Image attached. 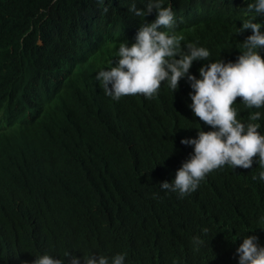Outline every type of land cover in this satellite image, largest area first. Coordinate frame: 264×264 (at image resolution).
Returning <instances> with one entry per match:
<instances>
[{"label": "clouds", "instance_id": "obj_1", "mask_svg": "<svg viewBox=\"0 0 264 264\" xmlns=\"http://www.w3.org/2000/svg\"><path fill=\"white\" fill-rule=\"evenodd\" d=\"M127 11L139 19H127ZM91 16L96 17L89 21ZM107 19L119 33L115 41L117 54L108 61L99 51L106 40L107 30L102 27L110 24H103ZM89 22L98 29L92 32L93 39L87 37ZM78 26L80 41L75 34ZM82 29L86 31L84 35ZM100 35L105 36L100 39ZM52 37L53 45L44 48L43 44ZM181 40L188 44L181 46ZM212 42L214 45L209 47ZM230 43L233 49L228 48ZM5 49L9 51L0 54V94L6 90L0 108V181H7L8 188H0V206L13 205L24 213L18 199L27 196L39 220L55 215L56 203L51 199L37 201L38 197L52 195L57 186H67L63 176L74 169L77 161L84 160L63 154L60 147L77 148L109 138L120 120L110 123L114 112L106 113L114 108L110 100H118L123 116L134 121L128 129L133 148L153 125H158L165 135L171 128L172 133L187 134V138L172 142L182 148V152H174V159L180 156L172 169L174 178L160 183L162 190L178 192L175 198L182 196L179 225L185 235L176 237V248L169 252L172 261L214 264L216 256L223 264H264V234L249 231L253 233L237 237L242 240L238 245L233 237L218 230L215 216H211L212 221L201 216L203 210L195 201L190 205L189 198L198 185L202 190L209 189L212 181L207 173L214 169L218 199L232 188L242 193L241 187L253 184L250 180L258 182L253 187H264V126L258 123L264 116V0H8L0 12V50ZM218 52L223 56H215ZM210 56L213 61H209ZM5 61L11 62L9 66H2ZM61 70L66 75L60 80L56 97L50 90L57 80L56 71ZM88 70L95 81L87 75ZM16 71L24 85L6 81ZM91 84L102 92L97 100ZM180 89L188 90V95ZM8 101L14 103V110H9ZM26 101L31 102L28 109ZM73 109L82 117L94 119L96 126L105 128L106 135L99 136L80 121L71 122ZM10 112L15 124L9 122ZM132 147L126 144L123 153L130 157ZM6 149L9 151L4 153ZM230 167L235 168L234 175H230ZM244 169L250 177H245ZM78 177L84 182L80 192L90 190L95 194L104 183L91 165L84 167ZM29 182L35 186L30 187ZM252 195L257 210L261 208L258 211L264 214V199L256 191ZM79 199L87 200V196ZM46 201L54 209L43 214L39 208ZM164 218L155 217L154 222L161 225ZM79 238L65 234L63 250L53 246L42 255L34 246L31 254L29 250L24 252V264H146L149 260L126 251L83 256L87 247L79 250ZM116 241L112 233L109 249ZM7 249L13 250L8 243L0 246V264H14L5 254ZM146 251L154 254L153 248ZM185 254L188 262L182 261Z\"/></svg>", "mask_w": 264, "mask_h": 264}, {"label": "trees", "instance_id": "obj_2", "mask_svg": "<svg viewBox=\"0 0 264 264\" xmlns=\"http://www.w3.org/2000/svg\"><path fill=\"white\" fill-rule=\"evenodd\" d=\"M7 1L0 0V12L5 10ZM81 1L87 2V0ZM69 7L71 6L69 5ZM61 11L63 14L64 9ZM59 23L60 20L56 22V24ZM196 31L199 33L205 30ZM210 45H214V42ZM218 49L222 50L223 48ZM4 65L5 62L2 63V66ZM120 115L123 114H117V116ZM117 116H114V119L122 122V119ZM123 118L131 122L130 119L124 116ZM82 121V124L96 130L94 119L82 117ZM9 122L16 123L11 112ZM120 122H116V124ZM258 123L261 124L259 121ZM132 124L134 125V123ZM117 130L120 129L110 133L109 138L102 137L81 147H60V151L65 155H73L89 161L93 171L104 178L100 192L95 194L90 190L77 192L76 186L79 178L65 174L62 180L67 186H57V192L50 194V197L61 202V205L56 202L55 215L30 222L28 215L16 211L13 205H1L0 246L8 243L13 250L24 253L22 250L26 252L34 247L35 236L43 235V243L50 241L58 249L63 250V237L65 234L71 233L80 236L82 248L87 247L83 256H87L91 252L111 255L126 251L149 259L146 264H182L179 260L173 262L169 254L176 248L175 239L178 235V225L182 223V210L171 207L168 202L178 192L156 188V178L151 175V173L158 175L161 171L156 167L171 170L174 167V153L168 140L164 138V131L158 125L146 129L145 138L136 144L129 157L122 150L127 144L126 140H123V137L127 138V131L121 134ZM110 140H115L117 143L115 147L111 145ZM108 151L111 152V158L105 157V152ZM122 159H128L131 162L120 166L121 162L119 163V161ZM234 174L235 172L230 170V175ZM216 176L217 172L210 178L215 181ZM217 180L225 182L223 178L217 177ZM249 182L253 183L249 188L241 187L244 192L237 194L236 188H232L219 199L217 196L219 185L216 183L211 184L209 189L203 190L198 185L189 196L192 199L198 197L210 199L206 208L199 204V209L203 210L201 216H206L209 221L212 220L211 216H215L218 230L227 237H233L238 245L242 240L237 237L253 233L249 231L254 230V234H264V230H261L264 229V214L257 210L255 198L252 195L256 191L263 198L264 187L255 188L253 185L257 182L254 183V180ZM82 195L83 198L87 196V200L79 199ZM77 202L81 204L73 207ZM164 208H167L171 215L164 214ZM60 212L63 218L57 216ZM132 215L137 219L130 220L129 217ZM158 216L165 217L161 225L154 222V218ZM227 219L230 220L228 223L225 222ZM33 225L36 226L35 229L32 228ZM115 229L116 231H114ZM119 232L122 234L119 235ZM112 233L116 236L117 241L109 249V239ZM55 240L58 241L55 242ZM207 243L209 240L206 241ZM46 247L47 245L42 247L39 255L44 254ZM147 248H153L154 254L146 251ZM182 261L188 262L186 254L182 255ZM132 264L143 263L134 261Z\"/></svg>", "mask_w": 264, "mask_h": 264}, {"label": "bare ground", "instance_id": "obj_3", "mask_svg": "<svg viewBox=\"0 0 264 264\" xmlns=\"http://www.w3.org/2000/svg\"><path fill=\"white\" fill-rule=\"evenodd\" d=\"M96 16H91L90 18H89V21H92L94 18H95ZM176 19V18H175ZM188 19V18H187ZM182 20L183 21H187V20H184V18H182ZM195 22V21H194ZM91 22H89L87 25H88V27H89V34H91V39H93V38H95V37H93L92 35H93V31H97L98 29L96 28V26L94 25V27L95 28H92V25L90 24ZM107 23H111V20L110 19H107V20H104V22H103V24H107ZM175 23H176V20H175ZM56 30L58 31V29H59V24H56ZM106 27H102V29L104 30ZM110 30H112V29H110ZM235 31H236V28H233L232 29V33L234 34L235 33ZM78 33H79V26H78V28H77V30H76V32H75V34H76V40L77 41H80L81 39L77 36L78 35ZM84 33H86V31L85 30H83L82 29V34L84 35ZM195 33H198L197 31H195ZM88 34V33H87ZM117 34H119V33H117ZM239 34V33H238ZM90 36V35H89ZM95 36V35H94ZM105 35H100V39H102L103 37H104ZM90 39V40H91ZM98 40V38H96V41ZM102 41V40H101ZM181 46H184V45H186L187 43L185 42V41H183V40H181ZM53 44H50V46H52ZM213 45H209V47H212ZM76 49V48H75ZM242 49V48H241ZM9 50L8 49H5V50H0V54L2 55L3 53H5V52H8ZM114 54H117V50H116V46L114 47ZM235 54V53H234ZM215 56H223V54L222 53H217ZM226 56V55H225ZM85 58H87V60H88V57H87V55H85ZM73 59H75V57H73ZM214 60V57H212V56H210L209 57V61H213ZM11 62L10 61H5V65L3 66V67H5V66H9V64H10ZM86 70L87 69H89V65L88 64H84V66H83ZM11 70H12V68H11ZM14 70V69H13ZM54 69L52 68L51 69V71H49L48 72V74H50L52 71H53ZM191 72V71H190ZM192 74H193V72H191ZM66 75V73L63 71V70H61V71H56V74H55V77H57V80L56 81H54L55 80V77H50L53 81H54V83H53V85H54V88H53V86L52 87H50V88H48V89H52V91L50 90V93H53V95H59V94H55V91L56 90H58L59 89V83H60V80L64 77ZM87 75L89 76V78H91L93 81H95V76L93 75V77L90 75V71L88 70L87 71ZM195 75V74H194ZM18 77H20V73L18 72V71H16V72H14L13 74H10L9 76H7V78H5L6 79V81L7 82H12V83H16V84H18V85H24L23 84V82H21L20 80H19V78ZM184 81H182V83H183ZM92 85V88H94L95 90H94V93H97V95H96V97H95V99L97 100L98 98H99V94H102V92L100 91V90H97L98 89V87H97V89H96V86L94 85V84H91ZM33 88V87H32ZM65 89V87H63V90ZM33 90H35V89H33ZM181 90V93H183V95H188V93H189V91L188 90H185V89H180ZM5 95H6V90L4 89V90H2V92H1V94H0V108H1V106H2V104H3V102H4V100H5ZM178 95H181V94H178ZM103 99H105V98H102V100ZM22 100H25V99H22ZM166 100V99H165ZM23 103L25 104V101H23ZM95 106H97V104L95 103ZM174 107H178L177 106V104H174L173 105ZM29 107H27V109H28ZM15 109V107L11 104V106L9 107V110H14ZM27 109H25V110H27ZM71 114H72V118H71V122H77V121H80V122H83L82 121V116H81V114H80V112L78 111V110H76V109H73L72 111H71ZM89 114L91 115V113L89 112ZM150 117H156V116H154L153 114H148ZM92 116V118H93V115H91ZM259 122L261 123V125H263L264 126V116L263 117H261V119L259 120ZM109 125H112V124H110V123H108ZM7 125V128H8V124H6ZM123 125V126H122ZM122 126V127H121ZM130 126H133V124H132V122H125V121H123L122 123H119L118 125H117V129H120V130H117V131H120V133L121 134H123L127 129H129V127ZM195 126V125H194ZM113 128H114V126H113ZM105 128H102L100 125H97V128H96V131L97 132H99V136H105L106 134H105V130H104ZM114 129H116V126H115V128ZM168 129H170V128H168ZM86 133H88V132H86ZM86 133H84V134H86ZM94 136V135H93ZM128 138H124L123 137V140H126V142H127V145L128 146H130V147H132V143H131V141L129 140L130 139V137L129 136H127ZM164 138L165 139H167L168 140V142H169V144H170V147L172 148V151H173V153L174 152H176V150H180L181 152H182V148L178 145V144H174V143H172L174 140H175V138H179V139H182V138H187V134H183L182 133V131L181 132H175V133H172V128H171V132H170V130H169V133H167L165 136H164ZM110 143H111V145L113 146V147H115L116 146V142H115V140H110ZM135 148H133L132 147V151L134 150ZM9 150L8 149H6L5 150V152L4 153H7ZM186 152H187V155H189L191 152L189 151V149H186ZM105 154H106V156L105 157H107V158H111L112 156H111V152H105ZM178 159H180V156L179 157H177L176 159H174V161H176V160H178ZM124 162V163H126V162H131V161H128V159H122L121 161H119V163L120 162ZM38 164V163H37ZM91 164L89 163V161H86V160H79V161H77L76 163H75V167H74V169L72 170V171H70V173H66V174H68V175H70V176H77L78 177V174H81V172H82V169L84 168V167H86V166H90ZM157 169H160L161 171H162V175L161 176H159V175H156V174H153V173H151V175H152V177L153 178H156V185H155V187L156 188H160V183H162V182H164V181H171L173 178H174V171L173 170H171V169H169V168H159V167H156ZM57 169H61V167H58ZM36 170H39V168H37ZM230 170H232V171H234L235 173H236V170H235V168L233 169V167H230ZM215 169L214 170H212L211 172H209V173H207L208 174V177H209V179L212 181V184H215L214 183V181L210 178V177H212L214 174H215ZM13 175V173L11 172V176ZM13 176H16L15 174L13 175ZM21 176H24V175H21ZM248 174H246L245 175V177L246 178H248ZM26 178V177H25ZM79 178V177H78ZM6 182L7 181H0V188L1 189H3V190H6V188H8L5 184H6ZM255 182V181H254ZM258 183V182H257ZM43 184V182L42 183H39L38 185H42ZM84 184V182H83V178H79V182H78V185L76 186V189H77V192H80V189H81V187H82V185ZM28 185L30 186V187H33V186H35V183H33V182H29L28 183ZM257 188V187H256ZM242 190V189H241ZM242 192H244V190H242ZM176 195H179L178 193L176 194ZM179 198H173L172 200H170L169 202H168V205H170L171 207H173V208H176V209H180V210H182V208H183V206H182V196H178ZM181 197V198H180ZM39 199H42V200H47V199H51V200H53V202L54 203H56V202H59V204L61 205V202H60V200H58V199H55V198H52V197H50V194L49 193H45V195H41L40 196V198L38 197V200L37 201H39ZM263 199H264V197H263ZM179 200H180V205H179ZM193 201H195V202H197L198 204H200V205H202V206H204L205 208L207 207V205L210 203V199H208V198H203V197H198V198H194V199H192V198H190V205L193 203ZM18 203H19V205H21V209L24 211V214H26V215H28V220L30 221V222H33V221H38L39 219L36 217V211H35V209L34 208H32L29 204H28V199H27V196H22L21 198L19 197V199H18ZM154 208H156V207H154ZM154 208H152V209H154ZM53 207L51 206V204H48V202L46 201V204H44V205H42V207H40L39 208V211L41 212V213H43V214H45L47 211H53ZM96 211H98V210H96ZM137 213V212H136ZM163 213L164 214H166V215H171L170 214V211L167 209V208H164V211H163ZM180 214H181V212H180ZM57 216H60V217H62L63 218V216L61 215V212H60V214L58 213L57 214ZM129 219L130 220H136L137 218H136V216H134V215H132V216H130L129 217ZM212 221V220H211ZM228 221H230V220H225V222L226 223H228ZM42 227V226H41ZM32 228L33 229H35L36 228V226L35 225H33L32 226ZM43 228V227H42ZM128 234V233H127ZM42 236L43 235H41V236H39V237H37V236H35L34 237V246H37V247H39L40 248V252H41V249H42V247L43 246H46L47 245V247L46 248H49V247H55L56 248V246L55 245H53V243L52 242H50V241H48L47 243H43V238H42ZM68 237H71V235H68ZM80 239V238H79ZM58 240H55V242H57ZM79 244V250L80 249H82V246H81V241L78 243ZM69 245H70V247H72V248H74L73 247V245H72V243H70V241H69ZM10 248H12V246L10 245ZM32 248L33 247H31V249H29V253L31 254L32 253ZM16 252V253H15ZM5 254L7 255V257H9V259H11L12 261H13V263L14 264H19V261L21 260L22 261V264H24V262H26V254H24V253H22V252H20V251H17V250H9V249H7L6 251H5ZM9 254V255H8ZM40 254V253H39Z\"/></svg>", "mask_w": 264, "mask_h": 264}, {"label": "water", "instance_id": "obj_4", "mask_svg": "<svg viewBox=\"0 0 264 264\" xmlns=\"http://www.w3.org/2000/svg\"><path fill=\"white\" fill-rule=\"evenodd\" d=\"M140 17V16H139ZM139 17L138 16H135L134 14H131V13H129V11H127V15H126V18L127 19H129V20H131V21H137L138 19H139ZM186 19V18H185ZM91 25H93L92 23H90ZM93 27H94V25H93ZM110 29H112V30H110ZM88 31V38H90L91 37V34H89V27H88V29H87ZM105 30H107V36H106V40H105V43L100 47V49H99V51L101 52V55H102V57L106 60V61H108V58L110 57V56H113L114 55V47H115V41H116V39H117V36L119 35V34H117L118 33V31H117V29H116V27L114 26V24L113 23H110L109 25H108V27H106L105 29H104V31ZM56 32H59V29H58V31H56ZM90 35V36H89ZM48 37V35L46 36V38ZM54 37H55V35H54ZM59 41V40H58ZM61 42V41H60ZM53 43V37H52V39H50V41H49V43L47 44V42H45L44 44H43V47L44 48H49V47H51L50 46V44H52ZM29 49H31L30 47H29ZM38 65H40V64H44V66H46V64L45 63H43V62H38L37 63ZM109 65L110 66H113L112 65V62L111 63H109ZM62 100L63 101H65V98H62ZM102 101V100H101ZM7 105H8V108L11 106V104L14 106V103L13 102H10V101H8L7 103H6ZM101 104H102V102H101ZM31 105V102L30 101H26V106L27 107H29ZM118 118L119 119H122L121 121L123 122V121H127V120H124V118H123V115H120V116H118ZM110 121V123H113L114 121H115V119H112V120H109ZM122 122H120V123H122ZM118 125V124H117ZM117 125H116V129L118 128L117 127ZM114 128H115V126H114ZM83 135V134H82ZM34 179H38V176L36 175V174H34ZM50 178L48 177V178H46V180H42V181H47V180H49ZM37 191H40V189L39 188H37ZM29 249V248H28ZM23 252H25V250H22Z\"/></svg>", "mask_w": 264, "mask_h": 264}, {"label": "flooded vegetation", "instance_id": "obj_5", "mask_svg": "<svg viewBox=\"0 0 264 264\" xmlns=\"http://www.w3.org/2000/svg\"><path fill=\"white\" fill-rule=\"evenodd\" d=\"M20 178H23V176H20ZM8 255H9V254H8ZM19 264H22V261H21V260L19 261Z\"/></svg>", "mask_w": 264, "mask_h": 264}]
</instances>
